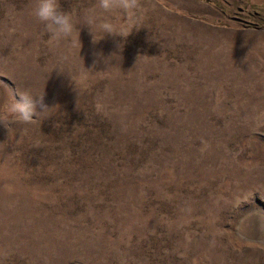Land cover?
<instances>
[{
  "label": "rangeland",
  "instance_id": "374dc122",
  "mask_svg": "<svg viewBox=\"0 0 264 264\" xmlns=\"http://www.w3.org/2000/svg\"><path fill=\"white\" fill-rule=\"evenodd\" d=\"M59 4L81 48L0 0V106L50 108L0 126V264H264V0Z\"/></svg>",
  "mask_w": 264,
  "mask_h": 264
},
{
  "label": "clouds",
  "instance_id": "9594fccd",
  "mask_svg": "<svg viewBox=\"0 0 264 264\" xmlns=\"http://www.w3.org/2000/svg\"><path fill=\"white\" fill-rule=\"evenodd\" d=\"M97 6L106 13L117 9L122 10L129 19H132L140 8V0H97ZM33 15L44 25L52 42L58 43L71 38L76 32L74 43L81 48L77 23L74 22L70 12L60 10L59 0H34ZM85 23L92 27L93 21ZM98 27L104 34L123 37H127L132 31L118 29L117 25L109 20H102ZM16 96V93H10L9 101L0 106V126L7 130L13 123L32 124L42 116H46L50 109L44 102V94L33 95L30 91H24L18 94L19 99Z\"/></svg>",
  "mask_w": 264,
  "mask_h": 264
},
{
  "label": "bare ground",
  "instance_id": "6f19581e",
  "mask_svg": "<svg viewBox=\"0 0 264 264\" xmlns=\"http://www.w3.org/2000/svg\"><path fill=\"white\" fill-rule=\"evenodd\" d=\"M256 214V213H255ZM251 219V218H250ZM251 222V221H250ZM241 224V223H240ZM249 238V237H248Z\"/></svg>",
  "mask_w": 264,
  "mask_h": 264
}]
</instances>
